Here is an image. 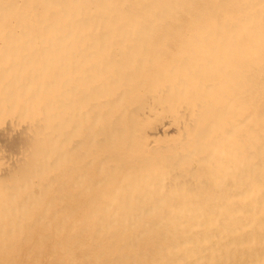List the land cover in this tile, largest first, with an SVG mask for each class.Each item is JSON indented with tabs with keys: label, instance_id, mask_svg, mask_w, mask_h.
Masks as SVG:
<instances>
[{
	"label": "bare ground",
	"instance_id": "1",
	"mask_svg": "<svg viewBox=\"0 0 264 264\" xmlns=\"http://www.w3.org/2000/svg\"><path fill=\"white\" fill-rule=\"evenodd\" d=\"M0 264H264V0H0Z\"/></svg>",
	"mask_w": 264,
	"mask_h": 264
},
{
	"label": "rangeland",
	"instance_id": "2",
	"mask_svg": "<svg viewBox=\"0 0 264 264\" xmlns=\"http://www.w3.org/2000/svg\"><path fill=\"white\" fill-rule=\"evenodd\" d=\"M195 7H196V5L194 6V5H191V8H193V9H195ZM188 11V10H187ZM188 13V12H187ZM184 16V18H183V21H184V24H185V27L188 29V28H190V26H191V24L190 23H186V22H189L185 17H187V16H185V15H183ZM187 20V21H186ZM186 21V22H185ZM187 24V25H186ZM150 38V37H149ZM149 38H146L145 40H149ZM149 43V42H148ZM189 44V43H188ZM194 44L195 43H190L189 44V46H190V48L192 47V46H194ZM130 61V60H129ZM129 61H128V63H129Z\"/></svg>",
	"mask_w": 264,
	"mask_h": 264
}]
</instances>
